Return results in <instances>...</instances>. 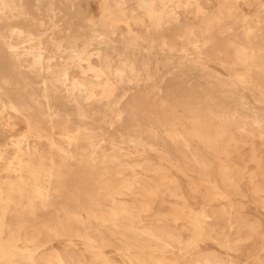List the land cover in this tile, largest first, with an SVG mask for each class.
<instances>
[{
  "label": "bare ground",
  "instance_id": "obj_1",
  "mask_svg": "<svg viewBox=\"0 0 264 264\" xmlns=\"http://www.w3.org/2000/svg\"><path fill=\"white\" fill-rule=\"evenodd\" d=\"M97 2L96 14L91 0H0V264H251L236 255L257 238L249 259L264 264V222L248 218L233 197L247 172L224 162L209 174L192 148L194 140L209 148L226 141L221 151L230 158L246 136L264 148V0ZM77 40L82 47L69 46ZM169 80L187 88H165ZM197 94L204 98L193 100ZM157 101L171 123L153 119ZM57 135L90 147H64ZM171 145L190 152L200 182L184 187L145 156L172 160ZM254 162L263 170L262 158ZM258 176L250 181L264 207ZM204 185L212 190L203 193ZM187 193L201 198L199 207ZM159 194L171 204L163 224L152 220ZM57 240L66 247L56 248ZM209 241L226 256L206 248ZM112 246L120 260L109 256Z\"/></svg>",
  "mask_w": 264,
  "mask_h": 264
},
{
  "label": "rangeland",
  "instance_id": "obj_2",
  "mask_svg": "<svg viewBox=\"0 0 264 264\" xmlns=\"http://www.w3.org/2000/svg\"><path fill=\"white\" fill-rule=\"evenodd\" d=\"M92 11H95L96 14L99 12V6H98V2L97 0H91V8ZM245 9L250 10L249 7L245 6ZM141 11V20L142 22L145 23H150V19L147 15L144 14V12L142 10ZM124 26V25H122ZM264 26V25H263ZM168 29V28H167ZM135 30H140L136 27ZM262 33L264 34V30L262 31ZM137 34V33H136ZM69 46L74 47L73 45H76L77 47H82V42L81 40H77V44L68 43ZM75 46V47H76ZM178 57H180V55H178ZM213 68H215L219 73L222 74H226V71L219 65L217 64H212ZM80 77V74H78V72L76 70L72 71V78ZM177 80H169L165 86V88H169V89H183L185 90L187 88V86H176ZM133 97L132 94H129L124 100H123V105L127 106L128 102H130L131 98ZM199 98H204V96H201L199 94L194 95L192 97L193 100L195 101H200ZM202 100V99H201ZM155 104H157V110L153 113L154 114V120L157 121L159 119H162V121L165 124L171 123V118H170V113L163 111V107H162V103L160 101L155 102ZM185 115H188L189 117H195V119H198L199 121L202 122H206V121H210L212 120L208 114L206 112V110L204 111H195V110H189V111H185L184 112ZM187 126L192 127L191 123H187ZM22 131L25 129L24 124H21V126L17 129ZM207 134H209L211 131L208 129L204 130ZM58 142H60L62 144V146L64 147H69L72 148L73 150L76 147H81L83 150H88L90 145L87 142H82L79 143V145H71L68 146L65 142H62L60 139H58V135L56 136ZM246 140H248V143L246 144H241L237 149L233 150V154L231 155L230 158H227L226 155L221 151L222 149H224L228 142L226 141H219V144L217 146H214L212 148H209L207 146H204L200 141L198 140H194L193 144H192V148L195 149L196 151L201 152V155L203 157V159H205L209 164L210 167L208 169L209 174H213L215 176L218 175V173L220 172L221 168H222V164L224 162H226L228 165H230L233 169V171L235 173H246L245 178L242 179V193H234L233 197L236 203V206L238 208L241 209L242 212L245 213V215L248 218L251 217H260L262 219V221L264 222V207L263 204L260 202L261 199L260 197H258L254 192H253V184L250 181V174L252 173H258V180L260 182L261 185H264V165L263 170H259L258 169V165L254 162V158L255 155L256 157H260L263 160V164H264V148H262V146L259 143L258 138L256 139H250V137H245ZM3 140L5 138H2ZM108 140V137H107ZM103 144L106 145L108 148L112 147V143L110 141L104 142ZM41 147L45 150H48L49 145L47 143V141L45 140L44 143L41 145ZM170 154L172 157V160L169 159H165L162 155L160 154H154L151 155L149 152L145 153V156L148 158H152L156 163L162 164L163 166L167 167L170 169V171L167 172L169 177H179L184 184V187H186V183L187 180H194L196 182H200L201 179L203 178V174L201 172V170L199 169L200 165L191 160V155L190 152H188L185 148V146H181V145H171L170 146ZM138 160L136 163H140L142 157L140 156H135ZM134 157V158H135ZM74 163V162H72ZM137 170L143 174V175H148L147 177H152L155 180H160L159 175H155L151 172H145L144 170H142L141 168L137 167ZM190 170V178L184 177L181 174V171H187ZM102 173L103 171L100 170L98 172H95L96 176L99 179H102ZM85 177L87 179H90V175L88 173H84ZM110 176V175H108ZM113 176V175H112ZM5 177V176H3ZM111 177V176H110ZM213 177V176H212ZM214 178V177H213ZM215 179V178H214ZM1 180V177H0ZM92 184L95 183V181L91 180L90 181ZM208 186V185H207ZM203 193L204 192H208L210 190H212L209 187H206L205 185L201 188ZM262 195H264V192L261 193ZM162 194H159V196L156 198V205H155V209L154 211H152V214H154L155 216L152 218L153 222H156V224H163L164 222H167L168 218V214H169V209L171 204H161L162 203ZM187 196L189 198V201L196 207H199V205L202 203L201 198L199 197L197 200L193 199L192 196L187 193ZM75 199L77 201H82V202H86V203H90L92 202L90 198L82 195V194H78L77 192H75ZM163 205V207H162ZM251 216V217H250ZM73 227L75 230L79 231L80 230V225L78 226V224L76 223H72ZM107 235H111V233L106 232ZM113 238V237H111ZM78 246L79 247H83L81 242H79V238L76 239ZM261 240L259 238L256 239V241L254 242H248L246 244H244L243 246V251L240 254H237L236 257L237 258H242V260H249L251 264H255L253 263V261H251V259H249V254L250 251H252V249H254L257 246H260ZM116 244L121 245L122 243H120L119 240L116 239ZM54 245L56 246V248L62 250L66 247V243L63 242V240H57L54 241ZM206 248H210V249H214L219 251L220 253L223 254V256H226L225 251L219 247L215 242L213 241H209L204 245ZM107 252L109 254V256H111V258H117V259H121L122 257L120 255H118V252L116 251V247L112 246L109 247L107 249Z\"/></svg>",
  "mask_w": 264,
  "mask_h": 264
}]
</instances>
